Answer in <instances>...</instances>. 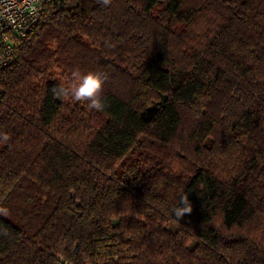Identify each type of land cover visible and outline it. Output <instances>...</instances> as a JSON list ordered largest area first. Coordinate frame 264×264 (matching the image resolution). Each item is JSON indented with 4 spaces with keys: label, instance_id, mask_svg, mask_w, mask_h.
<instances>
[{
    "label": "trees",
    "instance_id": "trees-1",
    "mask_svg": "<svg viewBox=\"0 0 264 264\" xmlns=\"http://www.w3.org/2000/svg\"><path fill=\"white\" fill-rule=\"evenodd\" d=\"M88 71L103 111L53 94ZM0 210V264H264V0L44 6L0 71Z\"/></svg>",
    "mask_w": 264,
    "mask_h": 264
},
{
    "label": "built area",
    "instance_id": "built-area-1",
    "mask_svg": "<svg viewBox=\"0 0 264 264\" xmlns=\"http://www.w3.org/2000/svg\"><path fill=\"white\" fill-rule=\"evenodd\" d=\"M62 0H0V71L15 62V42L39 23L43 8Z\"/></svg>",
    "mask_w": 264,
    "mask_h": 264
},
{
    "label": "clouds",
    "instance_id": "clouds-1",
    "mask_svg": "<svg viewBox=\"0 0 264 264\" xmlns=\"http://www.w3.org/2000/svg\"><path fill=\"white\" fill-rule=\"evenodd\" d=\"M99 2L108 5L111 0H99ZM107 80V74L99 71L78 73L70 83L55 87L53 94L60 99L67 98L73 102H84L92 110L103 111L105 105L101 97ZM3 140H8L6 134L3 136ZM172 211L177 218L182 219L186 214H191L193 211L192 202L186 196L181 197L178 205Z\"/></svg>",
    "mask_w": 264,
    "mask_h": 264
},
{
    "label": "rangeland",
    "instance_id": "rangeland-1",
    "mask_svg": "<svg viewBox=\"0 0 264 264\" xmlns=\"http://www.w3.org/2000/svg\"><path fill=\"white\" fill-rule=\"evenodd\" d=\"M167 230L168 231H170V232H176V227L175 226H173L172 224H169L168 226H167ZM195 242H192L191 244H190V246H189V249L190 250H192L193 248H194V246H195Z\"/></svg>",
    "mask_w": 264,
    "mask_h": 264
},
{
    "label": "water",
    "instance_id": "water-1",
    "mask_svg": "<svg viewBox=\"0 0 264 264\" xmlns=\"http://www.w3.org/2000/svg\"><path fill=\"white\" fill-rule=\"evenodd\" d=\"M71 196H72V198L74 199V194H73V193L71 194ZM77 205H79V203H77Z\"/></svg>",
    "mask_w": 264,
    "mask_h": 264
}]
</instances>
